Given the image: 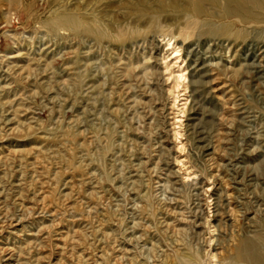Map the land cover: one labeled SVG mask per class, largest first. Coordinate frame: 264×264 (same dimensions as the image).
<instances>
[{"label":"rangeland","instance_id":"obj_1","mask_svg":"<svg viewBox=\"0 0 264 264\" xmlns=\"http://www.w3.org/2000/svg\"><path fill=\"white\" fill-rule=\"evenodd\" d=\"M158 1L171 3L7 0L0 8V264H100L103 252L113 264L122 230L138 236L147 228L140 246L150 249L162 218L179 230L167 264L193 251L206 264H220L228 249L216 244L231 226L224 230L215 218L214 196L228 192L232 207L258 209L264 155L251 152L264 139V78L257 87L239 66L223 72L237 50L212 45L243 44L237 63L256 60L264 48V10L240 12L239 23L224 27L201 18L188 30L185 19L175 22L183 14ZM64 13L79 17L86 32L51 33L49 24ZM96 32L109 38L101 43ZM208 48L222 63L213 91L200 89L198 122L212 129V152L190 134L185 72L190 51ZM110 53L112 62L129 63L118 78L104 66ZM239 99L247 107L242 125ZM238 159L244 170L254 168L257 181L238 184ZM244 220L240 234L249 230Z\"/></svg>","mask_w":264,"mask_h":264},{"label":"bare ground","instance_id":"obj_2","mask_svg":"<svg viewBox=\"0 0 264 264\" xmlns=\"http://www.w3.org/2000/svg\"><path fill=\"white\" fill-rule=\"evenodd\" d=\"M6 1L7 0H0V8L2 6H5L4 3ZM170 2L171 3H167V1H158V5H160L161 9L173 8L175 12L183 14L184 17H178L175 20V22H178L179 20H181V18L185 19L187 21L186 25H188L187 26L188 30L190 28L196 27V25L198 24L197 23L198 20L201 18L206 19L210 24L215 25L219 23L220 24L219 27H224L227 26L228 24H231L232 21L239 23L240 18H237V15L240 12L249 15L256 8H260L264 10V0H170ZM206 7H208V9H206ZM169 20H170L169 18H166V21ZM192 20L194 21L192 22ZM48 27L51 33H56L59 27L71 29L74 32H76L77 35H81L82 33L86 32V30H82V25L79 17H77L76 15H71L69 13H64L60 15L57 22L50 23ZM154 27L156 30L159 31L161 28H163V25H161V19L159 21H155ZM96 35L97 37H99L101 43L109 38L108 35L105 33L96 32ZM190 35L191 33L188 32L184 33V40H187L190 37ZM230 42H227L228 44H224V42L223 43L221 42L220 44L217 43V45L216 44L212 45L213 47L220 45L222 48L225 49L228 48L229 50L228 54L232 51L237 50L235 51L233 61L231 62L227 61V63L221 66L223 72L233 73L235 72L236 67L239 66L241 69H244V72L246 74L250 75V77L248 78L249 81L252 82V84L254 85L257 83V87H259L261 85L260 80L264 78V48H260L256 60L251 61L249 59L238 64L237 55L241 53L244 50V48H246V46L243 44L240 45V44H236L235 42L232 43ZM107 49L108 51H110L109 47L105 46V50ZM212 50L213 49L210 50V48H208L206 51H204V54L201 51H196V50L190 51L189 65L187 70L185 71L186 73L188 72L189 75V83L188 86L186 87V90L188 88L191 89V102H192L191 110L193 112L191 119L192 123L189 124L188 127L190 128L191 131L190 134L193 136L192 138L193 141L195 140L197 143L203 144L202 149L203 150L205 149L206 152H212L215 150L212 144V138H213L212 129L200 127L198 121H199V117L203 115L201 114L200 111L204 110V103L202 96H200L201 93L200 89L203 86L208 85L210 86L209 89L213 91V89H211L212 88L211 86L215 83L217 79H219V76L215 75L214 72L216 67L219 66L221 62L215 63L212 60V55H211L213 54ZM204 56L206 57L204 58ZM110 58H111V53L110 56H108V59L105 60L104 66L107 65L111 78H116V77L118 78L117 75L120 72L118 70H122L123 68H126L129 65V63L126 62V60L125 61L119 60L118 64H116V61L112 62ZM80 63L81 61L75 62L76 65H79ZM85 66L87 68H91L93 64L91 65V63H89ZM215 76L216 78H214ZM124 87L129 88V86L126 85ZM242 101L243 100L239 99L238 102L235 103L234 105L235 108L236 107L239 108V110H237V114H238L237 116L240 117L244 116L247 113V107L244 105V102ZM243 120L244 118L242 117L240 121L241 123L239 122L241 125ZM217 121L221 123L222 119H217ZM255 140L260 141V139H255ZM257 145L258 146H256L254 150L251 152L252 155L253 156H259L262 154L264 155V139L263 141L258 142ZM242 165L243 163L239 159L238 162L235 165H233V172L236 175H240L239 178L242 177L244 178V179L242 178L238 182V184L240 185L243 182H248V184L250 183L252 184L253 182L257 181L254 175V171H255L253 170L254 168L250 169V167H245L244 170ZM261 176L263 177V175ZM214 197H215V207H214L215 218L216 217L220 218L219 223L222 226H224V230L226 229L229 230V227L231 226V230L229 232L223 233V235L227 236V240L224 243L221 242V244L223 243L222 246L220 243L216 244L217 247L220 246L221 248L224 247L228 249L227 255L220 256L219 258L220 264H264V225H263L264 223L263 224L261 223L264 221V197L260 198L258 202L260 205L257 210L251 211L250 208H246L245 211L243 212L241 211L239 205H237L238 207H232L235 204L234 199L232 198L233 194H230L228 192H223L221 195L217 194ZM243 219L247 221L246 226L249 230L246 233L240 234L239 231L242 230ZM158 224L161 226V230H157V232L160 234L162 240L159 239L158 233L154 234L151 237V243H150L151 248L146 250H144L145 244L143 245V247L140 246V244L148 240V236L150 233L149 230H147V228L142 234L138 236L137 234L133 233V231L129 232L130 228L122 230V232H120L123 236V241L121 245L122 248L119 249L120 255H118L120 256V258L118 257L114 258L113 259L114 262L112 263L113 264H167L169 259L171 258L169 251L172 252L171 247L172 244H175L174 241L176 240L173 239L174 238L173 236H176L179 230L177 225L171 223L166 218L160 219ZM218 227L217 230H219ZM159 240L161 241V244L158 242ZM156 241L158 242L157 244ZM165 243L167 244V246L165 245ZM141 247L144 250V252H142L143 250H141ZM99 258L100 261H102L100 264H108V262L111 260L107 252H103ZM177 259L179 261L178 264H206V261L198 251L197 252L193 251L192 254L190 253V255L187 256L177 255ZM96 262L97 264L99 263L98 259L96 260Z\"/></svg>","mask_w":264,"mask_h":264}]
</instances>
